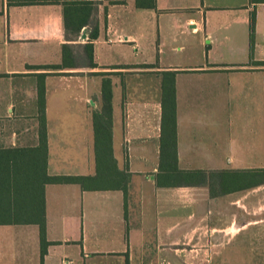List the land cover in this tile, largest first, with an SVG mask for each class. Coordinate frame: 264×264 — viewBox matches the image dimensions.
<instances>
[{"label": "crops", "instance_id": "obj_1", "mask_svg": "<svg viewBox=\"0 0 264 264\" xmlns=\"http://www.w3.org/2000/svg\"><path fill=\"white\" fill-rule=\"evenodd\" d=\"M24 1L0 0V264L261 260L264 0Z\"/></svg>", "mask_w": 264, "mask_h": 264}, {"label": "trees", "instance_id": "obj_2", "mask_svg": "<svg viewBox=\"0 0 264 264\" xmlns=\"http://www.w3.org/2000/svg\"><path fill=\"white\" fill-rule=\"evenodd\" d=\"M58 0H27L24 2H20V4H27V3H45V2H57ZM253 3H258L261 0H252ZM254 30H255V12H253L251 16V38L252 42L254 39ZM95 36L91 37L94 38ZM89 52H90V57H92V45L88 46ZM71 55L70 48L68 46L63 47V56H64V61H63V66L68 65L67 58ZM91 65H94L91 63ZM260 65L264 66V62H260ZM172 78L175 76L174 73H168ZM44 88L40 87L39 88V97L40 101L43 104L44 103ZM163 108L165 110V117L167 116L169 120V127H168V132L170 136V140L173 144V149H174V156L176 152V120H175V113H176V102H175V88L174 86H170L166 84L163 86ZM103 110L109 114L111 113L112 110V89H111V81L109 79H105L103 81ZM104 143H109V137L108 135H105ZM43 143L46 144V138L43 140ZM176 159V158H175ZM177 170V169H176ZM264 173V171H263ZM50 181L54 182H75L82 184L86 179L82 177H54L50 178ZM41 247H42V262L44 259V256L47 252V246L48 242L46 240V227H45V221L41 222Z\"/></svg>", "mask_w": 264, "mask_h": 264}, {"label": "rangeland", "instance_id": "obj_3", "mask_svg": "<svg viewBox=\"0 0 264 264\" xmlns=\"http://www.w3.org/2000/svg\"><path fill=\"white\" fill-rule=\"evenodd\" d=\"M250 249L252 250L253 246H250ZM216 256H217V260H215L213 264H264V246L262 247V252L260 255L261 260L254 261L251 259L248 261H238L236 255L234 254H230L228 257H224V254L221 250L219 251V253H217Z\"/></svg>", "mask_w": 264, "mask_h": 264}]
</instances>
